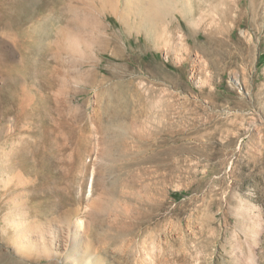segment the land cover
Segmentation results:
<instances>
[{"label": "rangeland", "instance_id": "obj_1", "mask_svg": "<svg viewBox=\"0 0 264 264\" xmlns=\"http://www.w3.org/2000/svg\"><path fill=\"white\" fill-rule=\"evenodd\" d=\"M57 1L23 26L60 63L17 77L30 100L1 91L21 54L0 26V159L44 134L63 154L42 217L0 171V264H264V0ZM68 19L77 56L49 50Z\"/></svg>", "mask_w": 264, "mask_h": 264}, {"label": "bare ground", "instance_id": "obj_2", "mask_svg": "<svg viewBox=\"0 0 264 264\" xmlns=\"http://www.w3.org/2000/svg\"><path fill=\"white\" fill-rule=\"evenodd\" d=\"M53 1L54 0H11L9 2L8 0H0V26L6 27L7 29L12 31L15 30V36L17 38L16 45L21 54L20 64L18 66L10 67L5 70L6 76L4 77H6V79L14 78L15 80L14 86H12L9 83L6 87H4L1 90L3 92L13 89L14 92L13 93L11 92L12 94L10 98L13 99L14 101L30 100V98L25 95H23V97H20L21 94L18 95L20 90L19 80H17L18 76L31 79V76L33 74L37 76L43 74L42 72L44 70V67H46V68H50V72H52V75L51 76L44 75V80H43L44 87L46 86L52 87L55 84L52 76L54 75V73L55 74L59 73L58 66H60V63L58 62L59 65L57 64L58 66L54 68L50 65L48 61H45L44 67H39L36 61L33 60L32 57V53L34 50V40H33L34 34L32 30H28V28L27 29L23 28V26L31 22V20L35 16L34 13L36 9L48 8L50 4L55 5ZM65 1H68V3L66 4H69L73 0H59L57 2L58 5L59 4L63 5ZM154 2H152V4ZM99 5L103 10L105 8H108V6H110L109 9H111L112 13L116 12V10H114V5L112 4V0H101ZM70 6L72 5L70 4ZM51 11H55V8L53 7ZM49 19H50L49 15H45L39 17L38 20L47 24ZM142 20H145V18H143ZM66 21H68L69 24L66 29L62 30L61 28L56 27L57 29H55L53 33L51 32L50 38L52 42L50 43L51 45L49 50L52 51L54 54L66 53L69 55L77 56L79 54L78 52L79 49H77L78 39L77 40L73 39V33L69 26L70 24L78 25L77 23L78 21H75L74 19L71 20L68 19ZM80 26L81 25H79V28ZM72 39L73 42H77V43H73ZM0 68L3 69L2 62H0ZM23 90L25 89H22L21 91ZM21 112L22 111H20V113ZM23 115L27 118L31 116V113L30 112L26 113L24 111ZM40 116L41 118H43V114H41ZM47 136H48L47 134H44L42 137L36 139L35 142H22L20 146H18L17 148L5 152V155H3L0 159L1 161L0 163L2 164L3 162V164L0 165V171L2 173H8V175L9 174L11 175L8 176L9 181H7L5 186L6 188L4 191V197L2 196L5 200L6 206L7 205L9 206L10 203H15V205H13V208L15 209L16 207L24 206L26 210L30 212L34 217H38V216L42 217L44 215L45 212L41 210V207H45L47 212L52 214L58 210L57 209L58 205L55 202L54 204H52L53 202L51 201L53 198H56V196L58 195L50 194V192L46 190L51 184H54L55 187H57L58 185V182L55 181V179L53 178V172L56 171L54 168V163L58 164L61 161H63V157H62L63 154L61 153L62 151L60 150L58 151L57 149L52 150L48 148V146L51 145L57 147L58 143L52 138L48 143L49 138ZM10 146H12V143ZM91 188L92 185L90 184L88 193L91 192ZM28 193H30L31 195V200L28 199ZM23 198H27L28 202ZM36 199H40L41 203L40 204L33 203L34 200ZM22 211L24 212V210L20 208L17 209L16 213L20 215ZM12 225H14V222ZM30 232L32 236H35L36 238L44 241L42 233L40 234L37 230ZM13 234L14 233H11V231L8 232V235H13ZM42 241H40L41 244ZM44 243L45 242H43V244Z\"/></svg>", "mask_w": 264, "mask_h": 264}]
</instances>
